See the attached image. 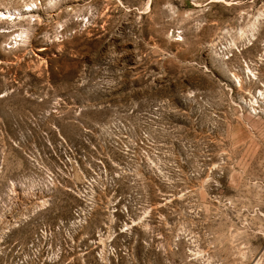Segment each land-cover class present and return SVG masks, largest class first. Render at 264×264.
Masks as SVG:
<instances>
[{"label":"rangeland","instance_id":"374dc122","mask_svg":"<svg viewBox=\"0 0 264 264\" xmlns=\"http://www.w3.org/2000/svg\"><path fill=\"white\" fill-rule=\"evenodd\" d=\"M0 264H264V0H0Z\"/></svg>","mask_w":264,"mask_h":264}]
</instances>
